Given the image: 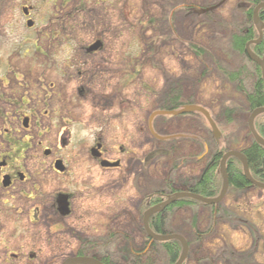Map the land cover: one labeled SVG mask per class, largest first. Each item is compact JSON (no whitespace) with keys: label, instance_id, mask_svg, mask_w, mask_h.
I'll return each mask as SVG.
<instances>
[{"label":"rangeland","instance_id":"1","mask_svg":"<svg viewBox=\"0 0 264 264\" xmlns=\"http://www.w3.org/2000/svg\"><path fill=\"white\" fill-rule=\"evenodd\" d=\"M29 1L37 8L35 17L40 23L46 14L60 17L72 13L85 18L93 12L96 23L86 24L78 47L102 34L106 46L115 54L116 64L126 65L132 72L131 87L125 91L130 90L129 101L124 104L126 95L118 91L109 101H100L101 113L122 112L129 104L130 111L142 112L149 120L153 112L171 106L178 95L184 102L179 109L196 104L216 118L219 140L201 113L161 115L155 119L154 132L175 137L157 140L148 128L147 133L133 130L130 136L115 138L117 145L124 142L130 153V164L124 166L133 174L123 190L106 189L113 173H100V241L109 246L103 250L109 251L115 264H168L166 252L157 241L142 258L122 263L120 256L128 248L138 253L146 249L143 219L148 209L143 205L144 192L139 193L132 185L142 177L147 198L161 191L168 196L184 192L186 185L198 179L216 149L222 146L234 150L236 140L239 145L247 141L241 134L251 114L237 86L241 84L250 92L258 79L256 65L261 67L239 54L231 41L234 34L242 35L250 26L246 10L251 0H113L110 4L65 0L69 3L64 8L62 0ZM85 4L82 13L80 9ZM67 26L68 34L74 36L75 29L82 27L81 20L71 19ZM223 71L241 72V81H229ZM222 107L237 108L231 122L221 112ZM71 144L74 146L75 140ZM107 146L113 148L111 144ZM204 146L208 148L207 156L197 165L194 157L202 156ZM140 203L142 214L137 211ZM209 206L174 208L165 214L164 234H179L190 242L187 264H264V189L229 188L215 211ZM106 230L113 236V244L106 240Z\"/></svg>","mask_w":264,"mask_h":264},{"label":"flooded vegetation","instance_id":"2","mask_svg":"<svg viewBox=\"0 0 264 264\" xmlns=\"http://www.w3.org/2000/svg\"><path fill=\"white\" fill-rule=\"evenodd\" d=\"M68 3L62 0V8ZM36 11L29 0H0V264H65L81 258L115 264L103 250L109 246L100 241V173H113L106 189L123 190L133 174L124 166L130 153L115 138L133 130L147 133L150 118L130 111L129 104L122 112H100V101L118 91L126 95L124 104L129 101L130 90L125 91L132 72L116 64L102 34L78 47L86 24L96 23L93 12L85 18L46 14L40 23ZM71 19L82 25L74 36L67 31ZM159 116L152 121L154 131ZM134 185L144 192L149 209L145 181L141 177ZM154 242L146 234V249L128 248L122 263L142 258Z\"/></svg>","mask_w":264,"mask_h":264},{"label":"trees","instance_id":"3","mask_svg":"<svg viewBox=\"0 0 264 264\" xmlns=\"http://www.w3.org/2000/svg\"><path fill=\"white\" fill-rule=\"evenodd\" d=\"M264 2V0H251L250 7L246 10V17L248 22L250 23L249 28L247 29L246 33L242 34H234L233 39L231 41L232 47L239 52V54H243L247 56L246 52V45L249 41L258 39L259 32L253 23V12L254 9L258 4ZM259 16L261 20L264 22V8L260 10ZM251 50L256 53L259 57L264 58V38L260 44L251 45ZM248 57V56H247ZM249 59V58H248ZM250 60V59H249ZM257 72H258V79L255 81L252 90L250 92L243 89L241 84H238L237 88L240 89L242 93H244L249 113L251 114L255 109L264 107V79L261 74V69L256 65ZM227 79L231 82L241 81L240 74L241 72H227L223 71ZM172 105L166 107L165 109H179L184 102H181L178 95H175V98L172 99ZM236 107H222L221 112L226 115L228 122L233 120V117L236 113ZM197 114V113H196ZM211 116L213 120L216 122V118L214 115ZM255 128L257 132L264 138V114H260L255 119ZM241 136L243 140L247 141L242 145H239L238 140L235 141V147L240 152H242L249 164L250 172L252 176L259 182L264 183V147L261 146L256 140L253 138L252 134L249 131V127L246 126L245 130H243ZM201 143V141H200ZM203 143V141H202ZM203 145V144H201ZM205 150V146H204ZM232 150V149H231ZM229 151L225 147H219L215 150V152L210 156L209 160L203 166L202 172L199 175L198 179L195 180L193 183L186 185L185 189L182 191L193 192L199 194L206 198H216L220 195L222 186H223V177L220 172V164L223 156L225 153ZM207 156V155H206ZM195 164L199 165L204 159L199 160L198 158L194 157ZM227 171L230 179V189H234L237 191H243L253 186L250 182L247 181L243 171V165L241 161L236 157H231L227 160ZM175 191H181L175 190ZM174 192L173 190L171 193ZM168 196L163 195V192L150 195L147 200L146 208H150L162 201H165ZM197 205H205L200 201L191 199V198H182L177 200L174 204H172L167 211L157 213L151 217L149 220V225L151 229L156 233L164 234V224H165V212H169L174 208H183V207H194ZM212 211H215L218 204L210 205L209 206ZM183 234V233H181ZM197 240L201 241V238ZM189 246H190V242ZM167 255L168 264H175L182 254V244L177 240H171L160 243ZM189 257L185 264H187Z\"/></svg>","mask_w":264,"mask_h":264},{"label":"water","instance_id":"4","mask_svg":"<svg viewBox=\"0 0 264 264\" xmlns=\"http://www.w3.org/2000/svg\"><path fill=\"white\" fill-rule=\"evenodd\" d=\"M263 8H264V2H261L254 9L253 23L259 32V38L257 40L250 41L247 44L246 50H247L248 57L253 62L257 63L261 67L262 77L264 79V58L261 59L260 57L257 56V54H255L251 50V45L252 44H259L263 38L264 22L261 20V18L259 16V12ZM194 112L195 113H197V112L201 113L207 119L215 139L219 140L221 137V132H220L216 122L213 120L210 112L206 108L199 106V105H196V104L184 105L179 110H161V111L154 112L151 115L150 120H149L150 130H151L153 136L159 140L169 139L170 137L160 136L154 132L153 127H152V121H153L154 117H156L158 115L180 116V115L190 114V113H194ZM260 114H264V107L257 108L251 113L250 118H249V122H248V126H249V130H250L253 138L256 140V142L264 147V138L257 132V130L255 128V119ZM231 157H236L241 161V163L243 165L244 175H245V178L247 179L248 182H250L253 186H255L257 188L264 189V183L257 181L252 176L246 156L238 150H230V151L225 153V155L223 156V158L221 160V164H220V172H221L222 177H223V186H222V190H221V193L219 196H217L216 198H206V197H203V196L196 194V193H193V192H177V193H174L173 195L168 196L167 199L165 201H163L162 203H160L156 206H153V207L149 208L147 211H145L144 219H143L144 228H145L148 236L153 241L166 242V241H171V240H177L182 244V247H183L182 254L175 264H184V262L186 261L187 255H188L189 244L187 243L185 238L179 234H159V233L154 232L149 225V220H150L151 216H153L154 214H156L158 212L164 211L171 204L175 203L177 200L182 199V198H191V199L200 201L201 203L206 204V205H215V204H218L219 202H221L224 199V197L226 196V194L229 190V186H230V180H229V175H228L226 164H227V160ZM102 165L107 166V165H110V163L107 161H103ZM112 165H116V164H112ZM65 264H103V263L96 260V259L81 258V259H70Z\"/></svg>","mask_w":264,"mask_h":264}]
</instances>
